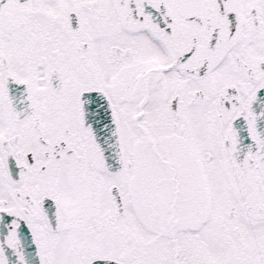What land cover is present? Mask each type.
Instances as JSON below:
<instances>
[{
	"label": "snow or ice",
	"instance_id": "obj_1",
	"mask_svg": "<svg viewBox=\"0 0 264 264\" xmlns=\"http://www.w3.org/2000/svg\"><path fill=\"white\" fill-rule=\"evenodd\" d=\"M0 264H264V0H0Z\"/></svg>",
	"mask_w": 264,
	"mask_h": 264
}]
</instances>
